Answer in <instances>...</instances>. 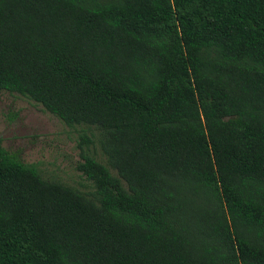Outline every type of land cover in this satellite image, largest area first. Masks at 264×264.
<instances>
[{
    "label": "trees",
    "instance_id": "obj_1",
    "mask_svg": "<svg viewBox=\"0 0 264 264\" xmlns=\"http://www.w3.org/2000/svg\"><path fill=\"white\" fill-rule=\"evenodd\" d=\"M0 90L93 187L0 142V264H264V0H0Z\"/></svg>",
    "mask_w": 264,
    "mask_h": 264
},
{
    "label": "rangeland",
    "instance_id": "obj_2",
    "mask_svg": "<svg viewBox=\"0 0 264 264\" xmlns=\"http://www.w3.org/2000/svg\"><path fill=\"white\" fill-rule=\"evenodd\" d=\"M83 126H68L40 104L18 93L0 90V142L24 163L37 165L45 179L58 180L84 192L92 183L77 169ZM91 148L99 151L96 137Z\"/></svg>",
    "mask_w": 264,
    "mask_h": 264
}]
</instances>
